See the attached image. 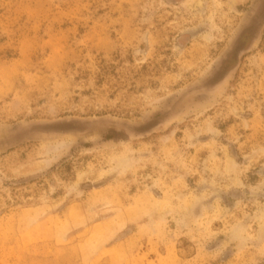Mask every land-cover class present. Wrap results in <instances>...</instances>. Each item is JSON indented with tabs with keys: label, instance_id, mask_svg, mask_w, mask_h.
Listing matches in <instances>:
<instances>
[{
	"label": "rangeland",
	"instance_id": "374dc122",
	"mask_svg": "<svg viewBox=\"0 0 264 264\" xmlns=\"http://www.w3.org/2000/svg\"><path fill=\"white\" fill-rule=\"evenodd\" d=\"M262 11L0 0V264H264Z\"/></svg>",
	"mask_w": 264,
	"mask_h": 264
},
{
	"label": "water",
	"instance_id": "95a60500",
	"mask_svg": "<svg viewBox=\"0 0 264 264\" xmlns=\"http://www.w3.org/2000/svg\"><path fill=\"white\" fill-rule=\"evenodd\" d=\"M263 17H264V11H262L258 15L256 19V25H254L253 27H250L245 32L247 34L255 35L259 25L261 24L263 20ZM240 45H241V50L239 51L238 47ZM246 47H247L246 43L241 38H239L237 42H235L229 54L227 55V58L225 59V63H230V62L237 63L239 59H241V57L243 56L244 52L246 51ZM232 71H233L232 67H230L229 65L227 66L224 65V67L222 69H219L215 73L213 78L205 85L206 86L205 88L210 89V88H213L223 83L228 78V76L231 74ZM158 127H159V123L157 120H150L139 126L131 127V131L135 133L136 135L142 136L150 132H153ZM81 128L82 127L80 126V124L77 123L76 121L64 120V121H59V122L52 123L49 125H44L42 131H44L45 133H49V134L50 133L51 134H72V133L81 131Z\"/></svg>",
	"mask_w": 264,
	"mask_h": 264
},
{
	"label": "bare ground",
	"instance_id": "6f19581e",
	"mask_svg": "<svg viewBox=\"0 0 264 264\" xmlns=\"http://www.w3.org/2000/svg\"><path fill=\"white\" fill-rule=\"evenodd\" d=\"M238 48H239V51H240L241 50V45ZM147 126H149V125H147Z\"/></svg>",
	"mask_w": 264,
	"mask_h": 264
}]
</instances>
